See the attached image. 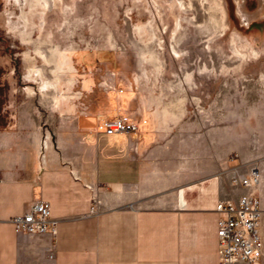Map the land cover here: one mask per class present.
Listing matches in <instances>:
<instances>
[{"label":"rangeland","instance_id":"rangeland-1","mask_svg":"<svg viewBox=\"0 0 264 264\" xmlns=\"http://www.w3.org/2000/svg\"><path fill=\"white\" fill-rule=\"evenodd\" d=\"M216 1L61 0L42 13L32 0H0V177L38 139L54 146L62 121L105 113L112 93L165 146L157 179L173 185L149 204L212 181L235 199L247 191L235 180L252 171L264 201V0ZM24 52L41 75H28Z\"/></svg>","mask_w":264,"mask_h":264},{"label":"crops","instance_id":"crops-1","mask_svg":"<svg viewBox=\"0 0 264 264\" xmlns=\"http://www.w3.org/2000/svg\"><path fill=\"white\" fill-rule=\"evenodd\" d=\"M52 98L57 110L59 97ZM110 100L105 113L62 121L68 128L57 131L56 145L45 137L43 147L38 139L28 155L9 163L13 168L0 177V218L41 199L57 223L54 236L0 226V264H218L219 213L213 207L227 197L212 181L182 187L170 205L149 204L173 185L157 179L154 162L166 156L165 146L153 145L145 118L133 132L106 134L103 121L123 114L122 97L111 93ZM256 196L264 237V201Z\"/></svg>","mask_w":264,"mask_h":264},{"label":"built area","instance_id":"built-area-1","mask_svg":"<svg viewBox=\"0 0 264 264\" xmlns=\"http://www.w3.org/2000/svg\"><path fill=\"white\" fill-rule=\"evenodd\" d=\"M138 128L134 119L121 114L103 121L106 134L130 133ZM247 187L237 198H222L215 202L219 213L216 230L218 264H260L264 256V237L260 231L262 207L259 198L250 191L255 183L252 177L235 180ZM57 220L50 215L47 201L37 199L21 213L7 219L0 218V226H9L16 234L43 235L56 233ZM52 257V255H50Z\"/></svg>","mask_w":264,"mask_h":264},{"label":"bare ground","instance_id":"bare-ground-1","mask_svg":"<svg viewBox=\"0 0 264 264\" xmlns=\"http://www.w3.org/2000/svg\"><path fill=\"white\" fill-rule=\"evenodd\" d=\"M214 2L217 5H219V2H217L216 0H214ZM30 4L33 5L35 7V9H40L42 11V13H45L49 9L50 5L59 7L61 9V0H32V3H30ZM19 35H20L22 41L29 40V38L26 35V32H19ZM43 40H45V37L44 38H41V37L39 38V42H41ZM35 52H36L37 55H39V56L41 55V51H40V49L38 47L35 48ZM24 57H25V59L27 61H29V64L27 65L28 66V71H27L28 75L29 76L30 75L32 76L33 74H40L41 75L40 70H38L35 67L33 58L30 57L29 54L26 53V52H24ZM58 58H59V52L57 51L56 47L51 48V59L54 60V62L56 64L59 62ZM60 64H62V63H59V65ZM65 67L69 68L68 65H65ZM54 73H55V78H54L55 82L51 83V84L49 83L48 86L51 85V86L57 87L58 84H59V78H58L59 77L58 76L59 72L57 73L56 70H54ZM28 90H32L31 87H28ZM42 146L44 147L45 144L42 143ZM257 177H258V172L257 171H252V181L256 182L257 181Z\"/></svg>","mask_w":264,"mask_h":264}]
</instances>
